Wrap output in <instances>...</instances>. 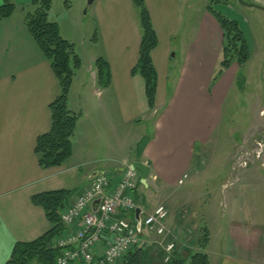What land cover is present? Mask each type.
<instances>
[{"label":"crops","instance_id":"obj_1","mask_svg":"<svg viewBox=\"0 0 264 264\" xmlns=\"http://www.w3.org/2000/svg\"><path fill=\"white\" fill-rule=\"evenodd\" d=\"M12 1L17 6L15 13L0 20V264L9 261L16 243L34 241L52 227L45 211L32 203V197L73 190L72 204L98 173L109 172L114 185L120 181L124 163L136 161L131 156L133 145L137 148L148 130L142 131L147 133L143 136H128L122 143L115 123L118 119L122 126L142 120L151 124V141L141 159L150 169L149 176L135 192V217L133 211L124 215L138 228L149 264H164L163 240L176 243L174 257L179 259L188 260L194 253L204 252L211 264H264V168L254 165V161L249 167L239 166L240 171L230 168L222 184V213L217 214L211 227L204 228L210 241L203 249L199 241L204 229L190 242L189 222L186 224L175 214L167 200L159 196L155 204L149 200L137 203L141 186L157 194L177 186L184 173L189 178L196 174L194 177L198 179L207 175L208 169L203 164L209 163L212 156L209 148L223 121V104L240 72L238 65L233 64L214 83L224 32L207 10L208 5L200 19L191 22L185 16L193 5L188 0H145L158 37V46L152 51L158 88L156 106L151 110L144 79L132 75L142 41L138 11L132 0H96L103 52H92L87 61L79 55L82 65L69 96V109L79 114L72 140L73 154L63 166L43 169L35 148L37 139L51 129L50 105L60 94V84L27 29L22 8H29L32 0ZM246 1L261 7L240 4L257 10L250 14L260 20L258 27H264V0ZM3 3L0 0V5ZM235 6L233 0L228 7ZM52 13L53 9L50 18ZM248 23L252 44L244 27L239 25L250 47L249 62H257L258 67H254V75L244 76L245 84L253 79L260 86L256 89L259 95L264 88V73L259 69L264 63V52L258 48L254 25ZM100 57L108 61L111 70V83L106 87L98 81L95 63ZM258 99L255 110L261 112L264 97L259 95ZM253 143L254 123L236 150ZM100 150L127 152L119 167L109 168L100 158ZM97 202L98 199L90 204L91 210ZM163 203L168 204L170 211L165 224L171 233L165 238L143 225L144 217ZM81 224L77 221L72 230ZM103 247L104 244L98 247L99 254Z\"/></svg>","mask_w":264,"mask_h":264},{"label":"trees","instance_id":"obj_2","mask_svg":"<svg viewBox=\"0 0 264 264\" xmlns=\"http://www.w3.org/2000/svg\"><path fill=\"white\" fill-rule=\"evenodd\" d=\"M138 11L141 28V47L138 63L132 70V75L141 76L146 85V95L151 110L156 106L158 88V74L152 60V51L158 46V37L155 32L150 12L145 0H132ZM233 0H210L207 10L213 15L224 32V42L221 51L219 70L214 77L217 82L233 65L237 64L240 72L237 84H245L241 69L250 61L251 51L239 22L230 19L217 10L218 5L228 6ZM54 0H32L31 5L23 7L26 12L25 22L28 31L37 46L50 62L51 68L59 81L60 94L50 105L52 126L48 133L37 139L35 154L41 168L63 166L73 154V138L76 134L79 114L69 109V96L76 72L82 62L76 52L75 45L63 38L57 23L50 21V12ZM17 6L12 0H4L0 5V20L10 18ZM96 70L99 84L108 86L111 83V70L106 59L96 60ZM74 191L61 190L46 192L32 197V203L41 207L51 229L31 242L15 244L11 257L6 264H55L58 255L53 245L55 241L67 233V228L61 221V211L70 203ZM210 241L207 229H204L200 238V248H205ZM122 264H146V253L142 246L130 252ZM167 264H211L208 255L204 252L194 253L188 260L174 258Z\"/></svg>","mask_w":264,"mask_h":264},{"label":"rangeland","instance_id":"obj_3","mask_svg":"<svg viewBox=\"0 0 264 264\" xmlns=\"http://www.w3.org/2000/svg\"><path fill=\"white\" fill-rule=\"evenodd\" d=\"M188 1L193 5L186 12V19L187 21L197 22L206 9L209 0ZM234 1L236 6L233 8H229V5H218L216 8L230 19H236L240 25L244 27L246 33H248L250 44H252V35L248 22H250V24L252 23L256 29L258 48L264 52V27H258L257 24L260 20L250 14L257 10L243 8L239 1ZM97 5L98 4L88 7L87 0H54L52 8L53 13L50 21L57 23L59 27H61V35L63 38L75 45L77 54L81 55L84 61H87V57L90 56L92 52H103L102 43L99 41L100 29L96 17ZM251 47L254 49L253 45H251ZM256 63L255 61L249 62L245 68L241 70L243 77L249 73L254 75V67H258ZM263 65L264 63H261L259 69L264 73V68H262ZM258 87L260 86L256 83L254 84L253 79L249 80L247 84L243 82L241 85L237 84L236 81L234 89L227 96L223 104V121L215 133L212 146L209 148V152L212 156L209 157V163L205 162L203 164V168L206 169L207 167L208 169L207 175H201L198 179L194 177L195 174L192 178H188L184 185H177L164 190L162 193H159V191L157 194L153 193L152 189L147 190L144 186L139 188L137 203L149 200L150 203L152 202V204H155L161 197L162 200L168 201L167 203L171 206L174 213L180 215V218H182L186 224L189 222L188 226L190 230H188V233L191 235L188 240L190 242L192 238L196 240L206 226L211 227L214 220L217 218V214L219 213L220 215L222 213V184L226 182L230 168L233 167L237 171L242 170V168L239 167V161L247 152L254 154V165H259L260 167L264 166V154L258 156L262 148L257 145L260 143L264 148V120L260 119L264 117V110L261 112L255 110V106L258 105L259 95L264 97V88L260 89L258 95V92H256ZM148 121L150 122V120ZM115 123L119 128L120 136L123 137L121 140L122 143L128 136H143L147 134L146 132L142 133L144 130H148L147 135L151 133V124L147 123L146 120L129 126H122L120 119H118L117 122L115 121ZM253 123V145L249 147V144H247L244 148L242 147L236 150L237 146L241 143L242 137L252 128ZM135 146L133 145V152L131 153L133 159H136ZM126 152L100 150L99 156L107 162L109 168H115L120 166V162L125 157ZM218 172L220 174H217ZM185 174L189 177L187 173H184V175ZM217 178L221 179L217 180ZM149 183L154 186L150 179ZM230 186L231 183L229 184V187ZM168 204L163 203L160 205H164L169 210ZM224 204L225 202L223 201V205ZM135 212L136 209L132 212L133 218L135 217ZM128 214L129 213H125L124 215L126 216ZM192 222L193 225L190 224ZM161 242L164 248V245L169 242V240H167V242L164 240ZM147 257L148 256H146V264H149L150 262Z\"/></svg>","mask_w":264,"mask_h":264},{"label":"built area","instance_id":"obj_4","mask_svg":"<svg viewBox=\"0 0 264 264\" xmlns=\"http://www.w3.org/2000/svg\"><path fill=\"white\" fill-rule=\"evenodd\" d=\"M257 145L262 148L258 156H262L264 148L260 143ZM252 161L254 154L247 152L240 158L239 166L247 167ZM122 170L121 179L115 185L110 174L97 175L90 186L62 210L61 221L68 231L54 244L59 252L55 264H122L140 244L136 227L124 217L125 213L137 208L135 191L140 183V175L126 162ZM187 178L186 174L183 175L178 184L183 185ZM98 198L101 199L99 210L93 213L89 206ZM168 214L167 208L160 205L144 217L143 224L159 236L169 235L171 232L165 226ZM78 220L82 224L73 231L71 228ZM102 243L103 253L99 254L98 246ZM175 248L173 242L166 245L165 262L171 261Z\"/></svg>","mask_w":264,"mask_h":264},{"label":"water","instance_id":"obj_5","mask_svg":"<svg viewBox=\"0 0 264 264\" xmlns=\"http://www.w3.org/2000/svg\"><path fill=\"white\" fill-rule=\"evenodd\" d=\"M95 2H96V0H87V6L91 7L92 5H94ZM239 3L241 5L249 7V8H258V9L260 8L261 9V7L255 5L253 3H249L246 0H239ZM150 140H151L150 137L146 135L139 141V143L137 144V148H136V159H137V161L132 166V168L134 170H138L142 174V181L143 182L146 181V178L149 175L150 169H149V167L147 165H144L139 160L141 159L142 155L144 154V151L146 150V147L150 143ZM98 201L99 202H97V204L93 205L94 206L93 209H92L93 212H97L98 211L101 199H98Z\"/></svg>","mask_w":264,"mask_h":264}]
</instances>
